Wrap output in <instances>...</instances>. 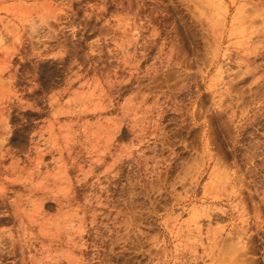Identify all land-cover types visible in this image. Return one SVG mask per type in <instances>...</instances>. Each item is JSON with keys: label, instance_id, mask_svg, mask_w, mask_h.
I'll list each match as a JSON object with an SVG mask.
<instances>
[{"label": "rangeland", "instance_id": "obj_1", "mask_svg": "<svg viewBox=\"0 0 264 264\" xmlns=\"http://www.w3.org/2000/svg\"><path fill=\"white\" fill-rule=\"evenodd\" d=\"M0 264H264V0H0Z\"/></svg>", "mask_w": 264, "mask_h": 264}]
</instances>
